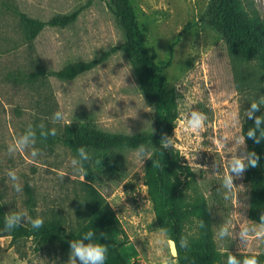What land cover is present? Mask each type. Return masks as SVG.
I'll return each mask as SVG.
<instances>
[{
  "label": "rangeland",
  "instance_id": "rangeland-1",
  "mask_svg": "<svg viewBox=\"0 0 264 264\" xmlns=\"http://www.w3.org/2000/svg\"><path fill=\"white\" fill-rule=\"evenodd\" d=\"M89 1L74 27H47L33 42L25 40L19 13L48 21ZM209 1L132 4L147 49L157 54L156 61L172 59L163 76L181 99L170 143L194 169L204 191L217 251L264 255V227L249 220L247 146L227 47L198 20ZM247 3L264 21V0ZM107 4L113 7L114 0H0V201L7 216L24 225L59 220L75 233L92 219L83 201L81 164L59 139L72 117L93 114L100 128L114 134L131 135L151 125V109L132 66L122 58L71 83L42 74L49 69L48 58L59 65L122 42ZM149 155V149H138L91 156L92 186L114 215L115 244L128 264H182L152 210L145 185ZM0 264L95 262L88 249L58 243L39 248L33 239L12 245L11 237L3 235Z\"/></svg>",
  "mask_w": 264,
  "mask_h": 264
},
{
  "label": "trees",
  "instance_id": "trees-1",
  "mask_svg": "<svg viewBox=\"0 0 264 264\" xmlns=\"http://www.w3.org/2000/svg\"><path fill=\"white\" fill-rule=\"evenodd\" d=\"M248 0H210L198 20L225 42L233 82L239 97L242 136L247 146L244 182L250 186L249 220L264 227V21ZM247 4V6H246ZM90 5L56 14L48 21L19 13L27 42H33L46 27L67 28ZM108 5V4H107ZM122 28L126 41L92 61L69 63L58 71L42 70L47 77L74 80L123 51L138 80L140 90L154 108L155 131L134 135L105 133L66 124L59 137L77 157L85 177L84 203L92 217L77 232H69L59 220L24 225L9 218L0 201V237L8 235L11 244L33 239L43 247L58 243L70 250L91 251L95 264H128L115 244V218L99 192L92 186L95 172L91 156L111 152L149 149L145 185L152 210L176 244L182 264H264V255L220 253L216 249L213 220L204 191L194 169L170 143L178 121V100L174 87L167 88L164 71L169 61H156L157 54L147 47L132 0H114L108 5ZM249 8V10H248ZM252 42V48L249 47ZM38 74H33L35 79ZM53 139V138H52ZM86 201V202H85Z\"/></svg>",
  "mask_w": 264,
  "mask_h": 264
},
{
  "label": "crops",
  "instance_id": "crops-1",
  "mask_svg": "<svg viewBox=\"0 0 264 264\" xmlns=\"http://www.w3.org/2000/svg\"><path fill=\"white\" fill-rule=\"evenodd\" d=\"M109 9V8H108ZM85 11V10H84ZM83 11V12H84ZM110 11V10H109ZM82 12V13H83ZM111 12V11H110ZM68 13V12H67ZM82 13L79 15V17H78V19H77V21L75 22V23H73L71 26H69V27H67V28H55V27H51V28H55V29H68V28H71V27H74V25H76L79 21V18H80V16L82 15ZM113 15V14H112ZM120 27V26H119ZM47 28V27H46ZM45 28V29H46ZM44 29V30H45ZM120 29V31H121V33H122V38H123V40H122V42L120 43V44H118V46L119 45H121V44H123L125 41H126V39H125V35H124V32H123V30H122V28H119ZM43 30V31H44ZM42 31V32H43ZM41 32V33H42ZM40 33V34H41ZM39 34V35H40ZM114 46H112V47H109V48H105V49H102V50H100L99 52H97L96 54H95V56H93V57H84V58H80V59H72V60H65V61H62L59 65H58V62H57V64L55 65L54 64V61L53 60H51V59H49L48 58V60H45V64L47 65V66H49V69H47V71H49V72H51V71H58V70H60V69H62V68H64L66 65H68L69 63H72V62H76V61H87V62H89V61H92V60H94V59H96V58H99L104 52H106V51H109L111 48H113ZM115 57H118V58H122V59H124V60H126L128 63H129V65H131L130 64V62H129V60H128V58H127V56H126V54L123 52V51H121V50H119V51H117L116 53H114L113 55H111L104 63H102V64H100L99 66H97L96 68H94V69H92V70H90V71H88V72H85V73H82V74H80L79 76H77L74 80H71V81H68V80H61V79H58V78H56L58 81H60V83H71V82H73V81H75L77 78H79V77H81V76H83V75H85V74H87V73H89V72H92V71H94V70H96V69H100V68H102V67H104L107 63H109L110 62V60L111 59H113V58H115ZM56 59V58H55ZM55 63H56V61H55ZM137 84H138V90L141 92V94L144 96V94L142 93V91L140 90V87H139V83H138V80H137ZM179 93V92H178ZM144 98H145V100L147 101V104L149 105V107H150V109H151V121H150V127H149V129H145V130H142V131H139L138 133H143V132H150V133H152V132H154L155 131V124H154V119H153V114H154V108H153V106H151L150 105V103L148 102V100L146 99V97L144 96ZM179 101V100H178ZM178 115H179V105H178ZM67 124L68 125H70V126H72V127H81V128H88V129H94V130H98V131H101V132H105V133H110L109 131H106L104 128H100V126L98 125V122L95 120V117H94V115L93 114H81V116H74V117H72L68 122H67ZM112 134H114V133H112ZM135 134H137V133H135ZM131 135H134V134H131Z\"/></svg>",
  "mask_w": 264,
  "mask_h": 264
},
{
  "label": "water",
  "instance_id": "water-1",
  "mask_svg": "<svg viewBox=\"0 0 264 264\" xmlns=\"http://www.w3.org/2000/svg\"><path fill=\"white\" fill-rule=\"evenodd\" d=\"M171 246H172V251H173V253H174V254H178V251H177V248H176V244H175L174 241H172Z\"/></svg>",
  "mask_w": 264,
  "mask_h": 264
}]
</instances>
